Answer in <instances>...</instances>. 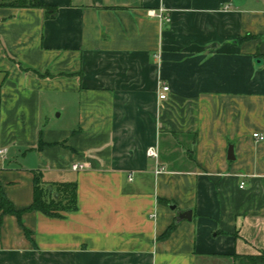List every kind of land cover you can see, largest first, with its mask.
<instances>
[{"label":"crops","instance_id":"0c3cea01","mask_svg":"<svg viewBox=\"0 0 264 264\" xmlns=\"http://www.w3.org/2000/svg\"><path fill=\"white\" fill-rule=\"evenodd\" d=\"M41 1L56 11L0 7V182L24 209L35 172L51 190L74 181L77 207L24 213L31 238L0 213V264L264 251V0ZM161 7L170 21L151 15Z\"/></svg>","mask_w":264,"mask_h":264},{"label":"trees","instance_id":"16d2710c","mask_svg":"<svg viewBox=\"0 0 264 264\" xmlns=\"http://www.w3.org/2000/svg\"><path fill=\"white\" fill-rule=\"evenodd\" d=\"M0 7L11 8H40L44 9L47 13L56 11L55 7L48 5L41 0H0ZM51 15V14H50ZM253 37L247 35L239 40H244ZM260 59V58H259ZM23 70L33 71L41 77L53 76L50 71L44 73L25 67L22 63L17 62L12 58ZM44 146V142L40 140L39 148ZM76 182H63L57 183L55 189H47L43 181L42 174L35 172L34 180V198L32 204L24 209H16L12 201L6 196L2 184L0 182V213L15 215L25 230L26 235L31 238V231L23 224V214L29 211L39 210L50 216H61L62 212L74 210L77 207V194H76ZM161 201L168 203L161 199ZM177 227V222L173 221L167 229L159 236L160 239L167 238ZM234 264H264V251L260 254H233Z\"/></svg>","mask_w":264,"mask_h":264},{"label":"built area","instance_id":"2783aa9c","mask_svg":"<svg viewBox=\"0 0 264 264\" xmlns=\"http://www.w3.org/2000/svg\"><path fill=\"white\" fill-rule=\"evenodd\" d=\"M165 11H166V9L161 7L160 9L152 10L151 11V15L153 17H157V18H159L161 20H164V21H170V18L165 14ZM169 90H170V86L169 85H162L161 86V91L159 92V98L162 99V100L167 99ZM254 137L257 138V139H260V140L264 139V136L262 134H260L259 132H255L254 133ZM147 153H148L149 156L158 157L157 149H155L154 147H150L147 150ZM6 154H7V150L5 148H0V158L1 159H5L6 158ZM86 167L87 166L84 163H74L72 165V169L75 170V171L84 169ZM241 187H243V184H242Z\"/></svg>","mask_w":264,"mask_h":264},{"label":"water","instance_id":"95a60500","mask_svg":"<svg viewBox=\"0 0 264 264\" xmlns=\"http://www.w3.org/2000/svg\"><path fill=\"white\" fill-rule=\"evenodd\" d=\"M228 157H229V159H233L234 158V147H233V145H230V147H229ZM170 207L172 209H175L176 205L175 204H171ZM185 218H187L189 220L192 219V211L191 210L183 211L182 213H179V219H185Z\"/></svg>","mask_w":264,"mask_h":264},{"label":"rangeland","instance_id":"374dc122","mask_svg":"<svg viewBox=\"0 0 264 264\" xmlns=\"http://www.w3.org/2000/svg\"><path fill=\"white\" fill-rule=\"evenodd\" d=\"M55 113V116H57V114L60 112V110L58 109V110H56V111H54ZM23 164H25V161L23 162Z\"/></svg>","mask_w":264,"mask_h":264}]
</instances>
